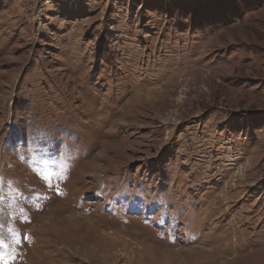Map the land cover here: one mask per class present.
Wrapping results in <instances>:
<instances>
[{
	"label": "rangeland",
	"instance_id": "rangeland-1",
	"mask_svg": "<svg viewBox=\"0 0 264 264\" xmlns=\"http://www.w3.org/2000/svg\"><path fill=\"white\" fill-rule=\"evenodd\" d=\"M0 264H264V0H0Z\"/></svg>",
	"mask_w": 264,
	"mask_h": 264
},
{
	"label": "bare ground",
	"instance_id": "bare-ground-1",
	"mask_svg": "<svg viewBox=\"0 0 264 264\" xmlns=\"http://www.w3.org/2000/svg\"><path fill=\"white\" fill-rule=\"evenodd\" d=\"M197 74V73H196ZM164 87V86H163ZM148 93V92H147ZM141 96V95H140ZM171 96V95H170ZM151 97V96H150ZM157 97V96H156ZM154 99V98H153ZM210 174V173H209ZM236 236V235H235ZM232 242V241H231ZM234 246V245H233ZM243 246V245H242ZM239 248H240V245H239Z\"/></svg>",
	"mask_w": 264,
	"mask_h": 264
}]
</instances>
